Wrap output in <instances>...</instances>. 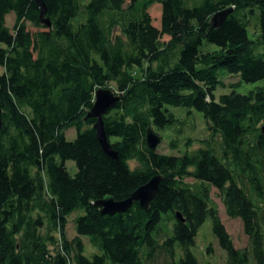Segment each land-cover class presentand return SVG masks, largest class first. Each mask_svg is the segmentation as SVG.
<instances>
[{
    "label": "trees",
    "instance_id": "1",
    "mask_svg": "<svg viewBox=\"0 0 264 264\" xmlns=\"http://www.w3.org/2000/svg\"><path fill=\"white\" fill-rule=\"evenodd\" d=\"M42 1L50 28L34 0H0V264H198L190 248L208 217L226 264H264V86L214 95L224 77L264 81V0ZM103 88L119 97L102 118L115 160L88 117ZM167 106L201 114L208 135L198 148L174 156L147 148V129L182 125ZM154 176L161 181L148 209L134 202L106 216L94 206L125 200ZM210 188L240 220L249 252L233 247ZM82 238L97 251L90 258Z\"/></svg>",
    "mask_w": 264,
    "mask_h": 264
},
{
    "label": "rangeland",
    "instance_id": "2",
    "mask_svg": "<svg viewBox=\"0 0 264 264\" xmlns=\"http://www.w3.org/2000/svg\"><path fill=\"white\" fill-rule=\"evenodd\" d=\"M82 4H86L90 0H80ZM149 16L151 18V23L155 28H159L160 21V6L158 4L151 5L148 9ZM258 15L259 12L255 9V15L250 19L248 25L249 34L255 36L256 29L258 25ZM13 23V14H8L5 18V25L11 28ZM30 32H35L36 29L28 26ZM163 41L167 38L163 37ZM223 83L225 87H219L215 91L214 95L216 100L221 95L229 94L231 91L235 93L244 95L258 87L264 86V81H259L256 83H244L239 82L238 77L229 76L223 78ZM231 85V86H230ZM112 87V85H111ZM166 109L170 111L174 116L182 121L181 126L172 128L171 130H164L155 133L160 135V143L156 147V153L168 156L181 155L187 150L192 151L199 147V141L207 138V131L205 130L204 120L198 112L192 109H186L181 107H171L167 106ZM76 137V133L73 129H69L65 132V138L67 141H73ZM187 139L192 141L190 146H186ZM174 142V147L170 146V143ZM133 167L134 164L130 163ZM65 167L71 175L75 172V166L73 162H65ZM185 182L189 185L195 183L191 178H187ZM209 205L216 210L217 216L223 225L226 233L231 239L232 245L235 249L245 250L249 252V241L244 235L242 230V225L239 219H230L226 216L224 206L222 203L220 193L214 189L210 188L209 193ZM81 215V212H76L68 218L67 225L65 227V237L69 241L75 237L73 230L72 220L75 216ZM82 243L84 245V255L90 258L91 254L97 253L92 246L89 244L86 238H82ZM210 248V252L207 253L206 249ZM176 252V260H178L180 255L179 245L176 243L174 246ZM191 253L197 260L198 264H226L225 254L219 248L217 240L212 232V221L208 217L204 223L198 228L196 236L194 239V245L190 248Z\"/></svg>",
    "mask_w": 264,
    "mask_h": 264
},
{
    "label": "water",
    "instance_id": "3",
    "mask_svg": "<svg viewBox=\"0 0 264 264\" xmlns=\"http://www.w3.org/2000/svg\"><path fill=\"white\" fill-rule=\"evenodd\" d=\"M40 10V23L46 28H50V22L48 18H45L46 7L42 0H34ZM227 12H221L212 18L214 25H219L224 19ZM119 97L110 91L109 89H97L94 92V102L88 117L93 118L95 123L93 130L95 132L96 140L103 151V153L110 159L115 160L116 154L112 150V147L107 141L105 136L102 118L115 107ZM160 143V138L151 130L147 129L145 133V144L151 151H155L156 147ZM160 177L154 176L144 185L136 189L127 199L122 201H114L113 199L100 200L94 204L95 207L100 208V214L106 216H113L115 214L126 213L132 204L136 202L140 208L148 209L149 203L155 197L158 192ZM176 218L183 222L180 214L175 215Z\"/></svg>",
    "mask_w": 264,
    "mask_h": 264
}]
</instances>
